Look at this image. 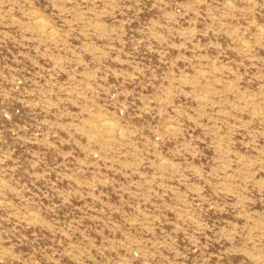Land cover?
Wrapping results in <instances>:
<instances>
[{"label": "rangeland", "instance_id": "obj_1", "mask_svg": "<svg viewBox=\"0 0 264 264\" xmlns=\"http://www.w3.org/2000/svg\"><path fill=\"white\" fill-rule=\"evenodd\" d=\"M0 264H264V0H0Z\"/></svg>", "mask_w": 264, "mask_h": 264}, {"label": "bare ground", "instance_id": "obj_2", "mask_svg": "<svg viewBox=\"0 0 264 264\" xmlns=\"http://www.w3.org/2000/svg\"><path fill=\"white\" fill-rule=\"evenodd\" d=\"M106 125H110V123L108 121L105 122ZM112 127V126H111Z\"/></svg>", "mask_w": 264, "mask_h": 264}]
</instances>
